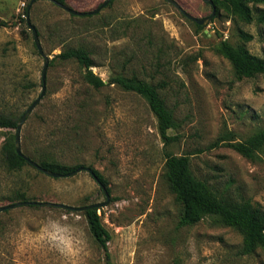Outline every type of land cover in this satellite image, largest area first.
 I'll return each instance as SVG.
<instances>
[{"label": "rangeland", "instance_id": "374dc122", "mask_svg": "<svg viewBox=\"0 0 264 264\" xmlns=\"http://www.w3.org/2000/svg\"><path fill=\"white\" fill-rule=\"evenodd\" d=\"M105 0H67L92 12ZM194 18L212 8L203 0H174ZM36 28L49 61L67 48L90 52L92 71L105 83L137 76L160 86L172 110L176 140L165 145L147 103L116 85L94 89L73 61L46 70L45 92L20 130L23 154L95 170L109 192L98 208L110 236L109 264H264V250L242 255L239 230L206 216L179 227L182 206L165 177V155H188L196 179L231 199L249 201L264 214V144L249 160L227 144L248 142L264 129V76L237 79L218 51L220 41L243 44L264 56V28L222 10L199 30L165 0H111L93 15L75 16L45 0H0V115L20 118L39 97L43 59L25 23ZM257 8L264 10V4ZM22 19L24 21H22ZM15 128H0V147ZM218 139L227 141L213 146ZM24 193L30 202L81 208L104 203L100 186L85 171L53 178L29 164L21 171L0 165V207ZM17 203V202H15ZM20 206L0 213V264H107L82 211Z\"/></svg>", "mask_w": 264, "mask_h": 264}, {"label": "trees", "instance_id": "16d2710c", "mask_svg": "<svg viewBox=\"0 0 264 264\" xmlns=\"http://www.w3.org/2000/svg\"><path fill=\"white\" fill-rule=\"evenodd\" d=\"M65 6L67 0H54ZM216 13L219 10L228 16L238 19L240 22L250 24L253 21L264 28V10L257 8L264 4V0H212ZM28 7V6H27ZM24 14L26 15V9ZM69 7V6H68ZM22 21H24L22 19ZM0 22V26H6ZM201 30V26L195 24ZM238 38L243 44L252 40V35L242 30L238 31ZM233 46L226 40L220 41L217 49L221 55L229 61L234 75L237 79L254 78L264 76V56L257 57L249 53L244 45ZM75 61L82 70L83 81L94 89L105 85H116L124 91L133 92L140 96L146 103L156 119L159 136L165 145L176 140L171 132L177 128L174 114L161 96L160 86L139 79L137 76L130 77L116 75L105 83L99 76L95 75L92 68L95 66L90 57V52L83 47L67 48L54 56L49 65L56 61ZM19 118H13L10 114L0 115V128H15ZM225 139H218L213 146H218ZM264 144V129L248 142H229L231 147L241 156L255 160L257 151L261 150ZM25 155V154H24ZM26 156V155H25ZM28 157V156H27ZM39 167L59 175H67L80 166L63 165L46 154L28 157ZM0 165L7 171H21L28 163L19 157L14 148V140H4L0 147ZM165 177L171 191L175 194L177 201L181 204V216L178 226H192L200 222L206 216H215L225 226L235 228L242 235V255H251L257 248L264 250V214L246 200L237 201L213 191L206 181L196 179L190 170V159L188 155H165ZM99 182L106 187V181L95 171ZM39 172V171H38ZM106 192H109L105 188ZM11 204L15 202H30L25 198L24 193H16L10 198ZM37 207L36 205H34ZM88 206V205H87ZM86 218L88 231L96 244L103 250L105 260L109 264V252L107 243L110 240L109 233L104 228L98 208H91L82 211Z\"/></svg>", "mask_w": 264, "mask_h": 264}, {"label": "water", "instance_id": "95a60500", "mask_svg": "<svg viewBox=\"0 0 264 264\" xmlns=\"http://www.w3.org/2000/svg\"><path fill=\"white\" fill-rule=\"evenodd\" d=\"M34 1H37V0H32V2H34ZM45 1H48V2L52 3L53 5L58 7L59 9L63 10L64 12H67V13H69L71 15L83 16V15H93V14L98 13L100 10H102L104 7H106L111 0H105L96 10H94L92 12H86V13L75 11L72 8H70L68 6H65L63 4H60V3H58V2H56L54 0H45ZM165 1L170 3L171 5H173L175 8H177L188 20L194 22L195 24H197L199 26L206 25L207 22L212 19V17L214 16V13H215V7L213 5L212 0H203L204 2L209 4L211 6V8H212L211 14L207 18H203V19L194 18L193 16L189 15L184 10H182L180 8V6L174 0H165ZM25 23L27 25L28 30H30V32L32 34L33 42H34V45H35V47L37 49V52H38L39 56L43 59V67H42V72H41L42 88H41V93H40L39 97L27 108V110L21 115V117L17 121L16 133H15V136H14L15 152H16V154L19 157L23 158L30 166H32L33 168L37 169L39 172H41V173H43V174H45L47 176L53 177V178L70 177V176L75 175L78 172H82V171L87 172L93 178V180L100 186L103 194L106 197V201L104 203L91 204V205L84 206V207H81V208L70 207V206H66V205H62V204H53V203H49V202H17V203H14V204H9V205L0 207V213L5 211V210H8V209H13L15 207L27 206V205H38V206H44V207H54V208H59V209L69 210V211H85V210L91 209V208L103 207V206H105V204L108 201V195H107V192H106L105 188L99 182L97 176L95 175L94 171L91 168L79 167L75 171L63 176V175H59V174L53 173L51 171H48V170H45V169L39 167V165L37 163H35L30 158L25 156L22 153V151H21L20 140H19L21 126H22L23 122L25 121V119L27 118V116L31 113V111L35 108V106L38 104V102L40 101V99L44 95L46 70H47L48 62H49V58L43 52L42 46L40 44L39 37H38V32H37L36 28L30 22V6H28L27 9H26Z\"/></svg>", "mask_w": 264, "mask_h": 264}]
</instances>
